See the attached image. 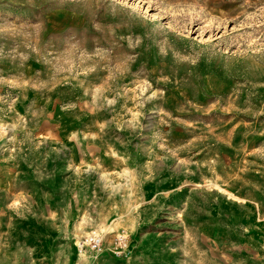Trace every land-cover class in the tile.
Wrapping results in <instances>:
<instances>
[{
  "label": "rangeland",
  "instance_id": "obj_1",
  "mask_svg": "<svg viewBox=\"0 0 264 264\" xmlns=\"http://www.w3.org/2000/svg\"><path fill=\"white\" fill-rule=\"evenodd\" d=\"M0 264H264V0H0Z\"/></svg>",
  "mask_w": 264,
  "mask_h": 264
},
{
  "label": "built area",
  "instance_id": "obj_2",
  "mask_svg": "<svg viewBox=\"0 0 264 264\" xmlns=\"http://www.w3.org/2000/svg\"><path fill=\"white\" fill-rule=\"evenodd\" d=\"M103 239L99 235H93L80 244V250L87 248L90 252L98 254L102 250Z\"/></svg>",
  "mask_w": 264,
  "mask_h": 264
}]
</instances>
